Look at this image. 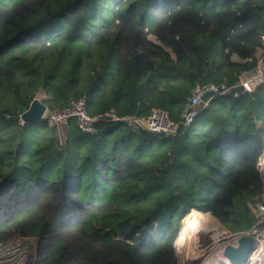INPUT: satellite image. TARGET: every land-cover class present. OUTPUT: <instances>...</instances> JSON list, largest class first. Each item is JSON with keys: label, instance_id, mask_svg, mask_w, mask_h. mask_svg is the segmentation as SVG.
I'll use <instances>...</instances> for the list:
<instances>
[{"label": "trees", "instance_id": "16d2710c", "mask_svg": "<svg viewBox=\"0 0 264 264\" xmlns=\"http://www.w3.org/2000/svg\"><path fill=\"white\" fill-rule=\"evenodd\" d=\"M263 39L264 0H0V250L26 244V264H181L190 210L249 230L264 83L212 97L173 137L71 120L59 145L47 122L18 117L39 96L48 110L82 97L91 114L178 120L194 85L255 69Z\"/></svg>", "mask_w": 264, "mask_h": 264}, {"label": "built area", "instance_id": "2783aa9c", "mask_svg": "<svg viewBox=\"0 0 264 264\" xmlns=\"http://www.w3.org/2000/svg\"><path fill=\"white\" fill-rule=\"evenodd\" d=\"M262 83H264V60L260 59L255 69H242L235 77L233 83L229 85L224 82L194 85L180 109L178 120L171 119L167 112L159 108L151 110L145 118L139 116H122L117 114L114 108L99 110V112L91 114L87 111L86 102H84L82 97L80 99L70 100L61 109L48 110L45 108L39 120L47 122L56 130L59 145H62L64 142L63 127L68 125L71 120L76 122L77 129L80 133L90 135H98L102 129L101 124L109 121L115 124L124 123L128 133L132 135L148 132L173 137L180 130L184 131L192 126L196 114L208 105L212 97L224 96L230 92L233 97H236L240 93L252 92L256 86ZM18 123L20 125L25 124L21 119V115L18 117ZM263 155L258 158L257 168L261 173V182L264 191ZM254 216V221L247 231L224 233L225 231L221 227H218L215 229V235L220 236L218 241L222 245L229 244L234 246L241 235L250 234L254 238L255 245L245 264H264V194L262 203L254 209ZM29 242L31 241L29 240ZM20 244L23 243H17L14 246H20ZM23 246L24 244L21 248ZM222 259L221 261H225V264H229L225 257H222Z\"/></svg>", "mask_w": 264, "mask_h": 264}, {"label": "rangeland", "instance_id": "374dc122", "mask_svg": "<svg viewBox=\"0 0 264 264\" xmlns=\"http://www.w3.org/2000/svg\"><path fill=\"white\" fill-rule=\"evenodd\" d=\"M148 38L153 42L155 41V37L152 35H149ZM196 119L197 118L194 119L191 128L193 127ZM35 121H40V120H35ZM189 214L194 215L196 223L194 226L189 227L183 221V219L186 218V216L180 221V227L177 233V239L175 241V250L177 254V260L179 261V263L225 264L224 262L223 263L221 262V260H223L222 257H224L222 252L224 246L229 244L222 245V243L221 242L219 243L218 241L220 239L219 238L220 236L215 235L216 232L215 229L221 227L220 223L217 220L208 217V215H206L205 213L199 210L192 209L189 211ZM224 231H225L224 233H228L227 230ZM31 242H32L31 244L32 246L33 241ZM14 245H11L10 247L8 246L7 248H5L6 250H0V264L27 263L29 259L28 254L30 252L29 246L24 244L23 248H21L23 244H20V246H14ZM254 245H255V241L253 246Z\"/></svg>", "mask_w": 264, "mask_h": 264}, {"label": "water", "instance_id": "95a60500", "mask_svg": "<svg viewBox=\"0 0 264 264\" xmlns=\"http://www.w3.org/2000/svg\"><path fill=\"white\" fill-rule=\"evenodd\" d=\"M46 105L37 98L30 102V106L21 114L24 123L39 120ZM264 154V151H263ZM264 156V155H263ZM254 238L250 234H243L237 239L236 245H226L223 249V256L228 259L230 264H245L253 250Z\"/></svg>", "mask_w": 264, "mask_h": 264}, {"label": "bare ground", "instance_id": "6f19581e", "mask_svg": "<svg viewBox=\"0 0 264 264\" xmlns=\"http://www.w3.org/2000/svg\"><path fill=\"white\" fill-rule=\"evenodd\" d=\"M184 223H186L189 227H192L195 225L196 223V220L194 218V215L193 214H189L186 216V218L183 219ZM198 225V224H197ZM196 227V226H195ZM216 228V227H214ZM212 230V229H211ZM221 262H225V261H221Z\"/></svg>", "mask_w": 264, "mask_h": 264}, {"label": "crops", "instance_id": "0c3cea01", "mask_svg": "<svg viewBox=\"0 0 264 264\" xmlns=\"http://www.w3.org/2000/svg\"><path fill=\"white\" fill-rule=\"evenodd\" d=\"M232 60H233V61H240L239 58H237L236 56H233V57H232ZM37 99L39 100V96L37 97ZM39 101H40V100H39ZM118 124H123V125H125L124 123H118ZM118 124H115V125H118ZM49 126H50V125H49ZM50 127H51V126H50ZM254 217H255V216H254V214H253V221H254ZM253 221H252V222H253ZM251 225H252V224H251ZM246 231H247V230H246Z\"/></svg>", "mask_w": 264, "mask_h": 264}]
</instances>
